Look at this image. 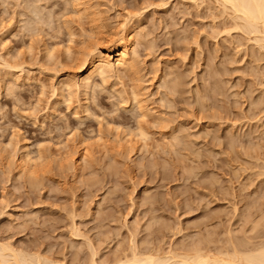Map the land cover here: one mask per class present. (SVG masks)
<instances>
[{"label": "rangeland", "instance_id": "rangeland-1", "mask_svg": "<svg viewBox=\"0 0 264 264\" xmlns=\"http://www.w3.org/2000/svg\"><path fill=\"white\" fill-rule=\"evenodd\" d=\"M193 1L0 0V245L57 264L263 246L264 50ZM129 24L134 70L82 88Z\"/></svg>", "mask_w": 264, "mask_h": 264}, {"label": "bare ground", "instance_id": "bare-ground-1", "mask_svg": "<svg viewBox=\"0 0 264 264\" xmlns=\"http://www.w3.org/2000/svg\"><path fill=\"white\" fill-rule=\"evenodd\" d=\"M83 1V0H82ZM191 1H193V0H191ZM201 1V0H200ZM216 2H219V5L221 4L222 5V7H224V8H222V9H224L225 11H232V13H233V15H234V18L233 19H237L238 21H236V20H234L235 21V25L234 26H240L239 28H236V29H238V31L240 30V31H246V32H248V34L250 33V34H253V35H247V36H250V37H252V40H256L255 41V43H259L260 45H261V49L262 50H264L263 48H264V0H215ZM78 2V1H77ZM160 2V1H159ZM194 2V1H193ZM80 3H81V1H80ZM79 3V4H80ZM86 3V2H85ZM167 3V2H166ZM78 4V5H79ZM84 4V3H83ZM88 4V3H87ZM165 4V3H164ZM77 5V6H78ZM168 5V4H167ZM196 5V4H195ZM218 5V4H217ZM80 6H82L83 7V5L81 4ZM31 7V6H30ZM85 7V6H84ZM217 7V6H216ZM78 8H79V6H78ZM77 8V9H78ZM86 8V7H85ZM84 8V9H85ZM218 8H219V6H218ZM33 9V8H32ZM83 9V11L85 12V10ZM87 9V8H86ZM88 9H89V6H88ZM226 9H229V10H226ZM90 10V9H89ZM89 10H86V12L87 11H89ZM223 10V12H225ZM221 11V10H220ZM36 12V11H35ZM78 12V11H77ZM84 12H82V13H84ZM90 12V11H89ZM227 12H225V14L227 13ZM37 13V12H36ZM92 13V12H91ZM231 13V12H230ZM232 13H231V15H232ZM79 14H81V12H79ZM86 14V13H85ZM81 15H83V14H81ZM90 15H92V14H90ZM130 15V14H129ZM128 15V16H129ZM29 16V15H28ZM86 16V15H85ZM89 16V15H88ZM140 16V15H139ZM130 17V16H129ZM132 17V16H131ZM232 17V16H231ZM26 18V17H25ZM87 18H89V17H87ZM91 18H92V16H91ZM134 18V17H133ZM138 18V17H137ZM93 19H95V18H93ZM97 19H98V17H97ZM27 20V19H26ZM96 20V19H95ZM94 20V21H95ZM131 20H132V18H131ZM139 20V19H138ZM126 21H129V20H126ZM134 21V20H133ZM136 21V20H135ZM234 21H232V22H234ZM33 22V21H32ZM236 22H240V24H236ZM92 23H94L93 21H92ZM96 24V23H95ZM132 24V23H131ZM30 25V24H29ZM134 25V24H133ZM141 26V25H140ZM233 26V27H234ZM241 27L243 28V30L241 29ZM137 28V27H136ZM32 29H33V27H32ZM231 29V28H230ZM233 29V28H232ZM140 31V30H139ZM229 31V30H228ZM227 31V32H228ZM96 32V31H95ZM123 34H122V36L120 35L119 37H118V39H116V40H114L113 42H111L110 43V41H109V43L110 44H107V45H105L106 47H100V48H98V47H95V48H92L93 50H91V51H88V50H86L85 49V52L86 51H88V53L87 54H85L84 55V53H82L84 56H85V58H86V60L84 59V63L82 64V65H84L83 66V69L81 70L80 68H79V70H81V72H80V76H79V83H80V86H82V88L84 87L85 89H89V85H92L91 83L94 81V79L95 78H102L101 80H102V82H104L105 80H104V78H106V76H110L111 77V75L112 74H110V73H114V71H115V73L116 72H118V73H116L115 75H118L119 73H121V70H122V73L121 74H123L124 72H123V70H125V72H126V70H130L131 69V72L134 70V68H135V66L133 65L134 64V60H133V56H134V54H135V50L137 49H135L134 50V48H133V46H134V44H135V27L134 26H130V24H129V26H125L124 27V29H123ZM138 32V31H137ZM230 33V32H229ZM72 34V33H71ZM70 34V35H71ZM143 34V33H142ZM94 35V34H93ZM146 35V34H145ZM136 36H138V35H136ZM147 36V35H146ZM145 36V37H146ZM253 36H254V39H253ZM71 37V36H70ZM142 36H140V38H141ZM102 38V37H101ZM150 38V37H149ZM138 39V38H137ZM112 40V39H111ZM142 40V39H141ZM147 41V40H146ZM141 42V41H140ZM143 42H145L144 41V39H143ZM138 43H139V40H138ZM95 44V43H94ZM98 45V44H97ZM99 45H101L100 43H99ZM103 45V44H102ZM259 45V46H260ZM258 46V47H259ZM263 47V48H262ZM150 48V47H149ZM88 49H90V48H88ZM70 51V50H69ZM69 51H68V53H69ZM136 51H138V50H136ZM71 54V53H70ZM137 55V54H136ZM84 57H82V59H83ZM135 58H136V56H135ZM135 63H136V60H135ZM10 65V64H9ZM81 65V66H82ZM79 66H80V64H79ZM133 66H134V68H133ZM12 67V66H11ZM215 67V66H214ZM8 68V67H7ZM133 68V69H132ZM10 69V68H9ZM138 72V71H137ZM128 73H129V71H128ZM109 74V75H108ZM133 74V73H132ZM172 74V73H171ZM170 75V74H169ZM113 76V75H112ZM118 76H120V75H118ZM70 77V76H69ZM108 77H107V79H108ZM110 77H109V79H110ZM136 77V76H135ZM73 78V77H72ZM114 78V77H113ZM119 78V77H118ZM220 78V77H219ZM67 79V78H66ZM74 79V78H73ZM135 79H137V78H135ZM141 79V78H140ZM139 79V80H140ZM68 80V79H67ZM132 80V79H131ZM175 80H176V77H175ZM181 80V79H180ZM222 80V79H221ZM75 81H77V80H75ZM75 81H73V83L75 82ZM133 81V80H132ZM174 81V80H173ZM177 81V80H176ZM135 82V81H134ZM79 83H78V85H79ZM165 83H168V82H165ZM170 83H172V82H170ZM182 83V82H181ZM76 83H74V85H75ZM94 84V83H93ZM105 84V83H104ZM169 84V83H168ZM168 84H166L167 86H168ZM173 84V83H172ZM63 86H65L66 84L64 83V84H62ZM74 85L73 86H70L69 85V87L70 88H73L74 87ZM78 85H75V87H77ZM171 85V84H170ZM176 85H178L175 81H174V86H176ZM139 86V85H138ZM163 86H165V84H163ZM180 86V85H179ZM7 87H9V85L7 86ZM68 87V88H69ZM92 87V86H91ZM132 87H134V86H132ZM135 87H136V85H135ZM162 87V86H161ZM171 87H173V85H171ZM177 87V86H176ZM62 88V87H61ZM80 87H77V89H79ZM82 88H80V89H82ZM131 88V87H130ZM164 88H166L167 89V87H164ZM178 88V87H177ZM180 88V87H179ZM79 89V90H80ZM84 89V90H85ZM92 89V88H91ZM138 89H139V87H138ZM142 89V88H141ZM144 89V88H143ZM162 89V88H161ZM169 89H171V88H169ZM173 89H176V88H174L173 87ZM57 90V89H56ZM60 90V89H59ZM66 90H68V89H66ZM71 90V89H70ZM69 90V91H70ZM94 90V89H93ZM179 90V89H178ZM60 91H63V89L62 90H60ZM65 91V90H64ZM185 91V90H184ZM85 92V91H84ZM87 92V91H86ZM124 93H125V91H123ZM135 92V93H134ZM139 91H137V89L135 90V91H132V93H133V95L134 94H136V93H138ZM171 92H172V94H173V90H171ZM175 92H176V90H175ZM178 92V91H177ZM176 92V93H177ZM183 92V91H182ZM60 93H62L63 94V92H60ZM65 93H67V92H65ZM128 93V92H127ZM61 94V95H62ZM68 94V93H67ZM86 94H88V93H86ZM85 94V95H86ZM121 94V93H120ZM140 94V93H139ZM64 95V94H63ZM133 95H132V97H133ZM141 95V94H140ZM143 95H145V94H143ZM174 95V94H173ZM88 96V95H87ZM136 96V97H135ZM121 98H122V96H120ZM139 98V95L137 96V95H134V98H136V99H134L133 98V100L134 101H136L137 100V102H134L136 105H138L139 107H140V104L138 103V100H139V102L141 101V99H138ZM143 97V96H142ZM145 97H147V96H145ZM123 99V98H122ZM170 98H168V100H167V102L169 101L170 102V100H169ZM165 100V99H164ZM163 100V101H164ZM173 100V99H172ZM202 100V99H201ZM146 101V100H145ZM213 101V100H212ZM123 102H125L124 100H123ZM122 102V103H123ZM167 102H166V104H167ZM169 102H168V104H169ZM202 102H204V101H202ZM138 103V104H137ZM141 103V102H140ZM143 103H145V102H143ZM163 103V102H162ZM167 104V105H168ZM172 104V103H171ZM142 105V104H141ZM145 104H143V106H144ZM147 105V104H146ZM201 105V104H200ZM144 110H143V109ZM140 107L139 109H140V111L142 112V111H144L145 112V108L144 107ZM152 110V109H151ZM139 111V110H138ZM143 112V113H144ZM148 113L150 112L149 110L147 111ZM148 113H146L145 112V116H146V114H148ZM152 113V112H151ZM141 115V114H140ZM143 115V116H144ZM143 127V126H142ZM139 129L137 130V132H139V134L140 135H138V136H140L141 137V139L143 138V137H145V135L147 136L148 134H145L144 133V130H143V128L141 129L140 127H138ZM184 128V127H183ZM175 129H177V128H175ZM140 130V131H139ZM174 131L175 130H173V133H174ZM180 132V131H179ZM125 133V132H124ZM175 133H176V131H175ZM181 133V132H180ZM130 134V133H129ZM172 134V133H171ZM185 134V133H184ZM124 135V134H123ZM131 135V134H130ZM133 135H135V132L133 133ZM180 134H178V136H179ZM183 135V134H182ZM186 135V134H185ZM194 135V134H193ZM172 136H174V134L173 135H171V137ZM130 137V136H129ZM132 137V136H131ZM134 137V136H133ZM132 137V138H133ZM177 137V136H176ZM176 137H174V139L176 138ZM183 137V136H182ZM188 137H189V135H188ZM134 138H137V136L135 135V137ZM149 138V137H148ZM144 139V138H143ZM142 139V140H143ZM186 139V138H185ZM82 140V139H81ZM129 140L131 141V139L129 138ZM133 140V139H132ZM137 140H139L138 138H137ZM145 141H146V137H145V139H144ZM175 140H178V139H175ZM181 140V139H180ZM193 140V139H192ZM141 141V140H140ZM144 141V142H145ZM179 141V140H178ZM177 141V142H178ZM185 141H187V140H185ZM132 142V141H131ZM143 142V141H142ZM181 142H184L183 141V139H182V141H179V143L181 144ZM188 142V141H187ZM80 143H81V145L82 144H84V142L83 141H80L79 142V145H80ZM119 143H120V141H119ZM178 143V144H179ZM185 143V142H184ZM146 144V143H145ZM188 144V143H187ZM186 145V144H185ZM184 145V146H185ZM12 146H14V145H12ZM143 146H144V144H143ZM189 146V145H188ZM27 147V146H26ZM129 147V146H128ZM187 147V146H186ZM21 148V147H20ZM126 148V147H125ZM132 148V147H131ZM140 148V150H141V147H139ZM144 148H145V146H144ZM190 148V147H189ZM193 148V147H192ZM16 149H17V145H16ZM22 149H23V147H22ZM64 149V148H63ZM191 149V148H190ZM194 149V148H193ZM19 150V149H18ZM25 150V149H24ZM40 150V149H39ZM126 150V149H125ZM144 150V149H143ZM26 151V150H25ZM193 151V150H192ZM19 152V151H18ZM30 152V151H29ZM24 153V152H23ZM23 153H21V154H23ZM27 154H24L25 156H24V158L22 159L23 160V169L25 170V173L24 174H26V171L27 172H29L28 174H30L31 172V168H32V164L33 163H35V161H34V157L33 158H31V156L33 155H29L28 154V152H26ZM36 153H38V156H40L39 158H41L42 159V155H44V154H42L41 155V153H43V152H40V151H38V149H37V152ZM39 153H40V155H39ZM198 154V153H197ZM37 155V154H36ZM83 156V158H84V155H82ZM21 158V157H20ZM44 158V157H43ZM36 159V158H35ZM37 159H38V157H37ZM80 159V158H79ZM85 159V158H84ZM39 160L40 159H38V162H39ZM82 160V159H81ZM37 161V160H36ZM84 161V160H83ZM22 169V170H23ZM34 169V168H33ZM35 172V171H34ZM33 172V173H34ZM196 173V172H195ZM29 176V175H28ZM252 222V221H251ZM202 242V241H201ZM262 243V242H261ZM1 244V243H0ZM4 244V243H3ZM0 245V264H57V263H55L54 261H49L48 259H43V258H41L40 257V255H36V256H34L33 254V256H31V255H26V254H24V252L23 253H21V252H16V250L14 249H12V248H10L9 246H7V245ZM91 244V243H90ZM248 244V243H247ZM246 244V245H247ZM136 245V244H135ZM249 245V244H248ZM263 246H261V247H259V248H250L249 250H242V251H237L238 250V248H237V250H236V252H233V254L232 255H228V254H222V253H217V255L216 254H211V253H205V250L204 251H202L201 250V247H200V249H196V250H194V247H192L193 248V250L192 251H194V252H192V253H186L185 252V254H182V255H177V254H172V252H171V254H169V255H162V254H160V252H161V250H160V252H157L156 250L155 251H149V252H146V253H142V254H140L139 252L137 253V252H135L136 251V249L134 250V249H132V250H134V252L132 253V256L131 257H127V258H125V259H118L117 261H115L114 263H112V264H264V244H262ZM90 246V245H89ZM244 246H245V244H244ZM260 246V245H259ZM136 247V246H135ZM246 247H249V246H246ZM245 247V249H247ZM134 248V247H133ZM198 248V247H197ZM236 249V248H235ZM242 249V248H241ZM153 250V249H152ZM185 250V249H184ZM233 250H234V248H233ZM171 251V250H170ZM226 251V250H225ZM145 252V251H144ZM191 252V251H190ZM208 252H210V251H208ZM95 253V252H94ZM94 253H92V254H94ZM97 253H98V251H97ZM163 253H165V252H163ZM168 253V252H167ZM174 253V252H173ZM180 253H182V252H180ZM230 253V252H229ZM99 254V253H98ZM46 258V257H45ZM95 257H93V259H94ZM119 258V257H118ZM121 258V257H120ZM96 259V258H95ZM101 263V262H100ZM60 264V263H59ZM91 264H98V263H96L94 260L91 262ZM101 264H111V263H109V262H104V263H101Z\"/></svg>", "mask_w": 264, "mask_h": 264}]
</instances>
